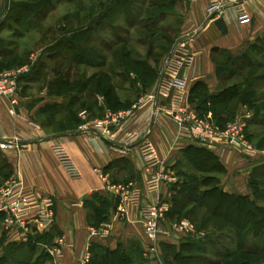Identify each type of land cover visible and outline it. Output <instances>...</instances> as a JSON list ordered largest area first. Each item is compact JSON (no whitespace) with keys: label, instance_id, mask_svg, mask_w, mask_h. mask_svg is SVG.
Segmentation results:
<instances>
[{"label":"rangeland","instance_id":"1","mask_svg":"<svg viewBox=\"0 0 264 264\" xmlns=\"http://www.w3.org/2000/svg\"><path fill=\"white\" fill-rule=\"evenodd\" d=\"M190 2L0 0V71L21 72L15 97L24 115L45 132L82 130L93 118L103 119L109 110L118 111L120 96L125 100L124 106L131 107L157 83L166 55L183 37L182 26ZM25 3L29 5L25 9L18 5ZM205 51L216 66V75H206L200 83L191 85L189 103L197 107L205 98L211 101L213 94H223L227 102L213 105L207 101L204 114L211 115L216 123L215 118L220 119L224 125L250 113L247 134L263 152L252 161L257 164L253 168L259 171L255 178L254 171L249 176L242 173L247 167L228 174L214 155L183 150L177 153L172 171L166 172L167 193L171 199L173 195L181 199L184 191L178 195L175 190L187 188L184 194H190L189 188L195 186L202 191L222 187L224 179L226 185L234 184L230 193L250 194L255 204L264 209V33L236 47L216 43ZM99 82L106 86L99 88ZM109 87L112 91L107 95ZM224 90L227 92L222 93ZM240 159L245 165L251 160ZM0 168L3 183L12 176L8 157L1 151ZM196 179H208L207 185L197 184ZM238 180L248 186V191L244 184H236ZM252 180L258 183L256 190L251 187ZM198 196L199 192H195L193 198ZM181 215L193 220L190 221L197 230L205 229L206 257L219 261L221 254L237 248L234 230L210 217L205 206L189 203ZM14 231L20 234L17 239ZM45 233L37 226L8 227L0 218V258L5 256L25 264H55L50 252L55 247H51ZM261 234L258 238L253 230L245 229L247 249L223 258V264H264V228ZM169 244L166 248L162 245L159 254H167L172 260L175 249Z\"/></svg>","mask_w":264,"mask_h":264},{"label":"crops","instance_id":"2","mask_svg":"<svg viewBox=\"0 0 264 264\" xmlns=\"http://www.w3.org/2000/svg\"><path fill=\"white\" fill-rule=\"evenodd\" d=\"M190 3L186 20H195L191 28L194 33V45L202 53L194 67L184 72L188 79V92L193 83L205 78L193 79L195 75H216V66L205 50L216 43L223 47H236L249 39L256 40L264 33V0H248L251 22L238 26L228 19L226 35H223L215 24L205 26L208 18L206 1ZM119 101L120 109L109 110L110 112L129 111L138 103L131 107L124 106L125 100L121 96ZM8 108L7 102L0 104V140H17L20 145L7 154L11 176L16 177L20 173L26 192H35L39 196L51 197L54 200L56 224L46 229L45 233L49 235L51 247L60 246L62 239L75 243L73 248L63 246V256L55 258V264H83L81 259L88 249L90 261L87 264H109L108 257L120 247L127 250L132 264H176L174 257L171 260L167 254H154L150 251L154 244L144 233L139 209L127 203V189L131 186H143L149 177L160 170V167L145 169L136 143L124 144L77 128L61 134H49L39 124L27 118L23 108L18 106L17 116L10 115ZM36 127H39L41 132ZM55 137H61L66 144L81 170V178H70L52 155L50 146ZM145 137L156 145L162 160L161 168L165 172L172 171L178 152L186 151L191 146L201 147L181 137L174 120L162 112L155 114L150 120ZM211 152L227 169L228 174L247 167L248 170L242 173L249 176L257 165L252 161L258 157L252 158L250 163L245 165L234 152ZM232 184L226 185L224 179L221 183L227 192L234 191ZM236 184L242 187L244 182L236 181ZM244 186L248 191V186ZM161 197L173 204L166 184ZM156 199L155 196H145L146 203ZM102 224L110 225V236L106 239L91 238L90 229ZM19 236L20 234L14 231V239ZM164 244L165 248L169 247L167 244H172L175 252L180 251L178 244L165 241L159 244L160 249Z\"/></svg>","mask_w":264,"mask_h":264},{"label":"built area","instance_id":"3","mask_svg":"<svg viewBox=\"0 0 264 264\" xmlns=\"http://www.w3.org/2000/svg\"><path fill=\"white\" fill-rule=\"evenodd\" d=\"M206 1L208 18L205 26L214 24L219 18L232 20L236 25L251 22L248 0H188ZM195 20L188 18L182 26L183 37L166 55L162 74L157 83L138 101L137 105L124 112H107L103 119L93 118L82 130L95 132L100 137L110 138L124 144L136 143L146 170L160 167L143 186H131L126 191L127 203L139 209L145 235L153 242L150 251L158 254L162 242L179 244L189 237L204 238L206 233L196 229L187 218L172 220L168 214L172 208L169 200L161 197L167 175L161 168L162 160L153 141L145 134L150 120L160 112L168 114L176 123L179 135L188 141L210 151H231L248 159L261 157L263 152L249 139L247 134L250 113L221 126L211 115L202 114L189 103L186 70L194 67L202 53L195 48L194 33L191 30ZM227 24V23H226ZM204 26V27H205ZM21 72L0 71V104L7 102L10 115H18V99L15 97L16 82ZM195 75L193 79L203 78ZM86 112H84L85 115ZM40 131L39 127H36ZM41 132V131H40ZM19 142L2 141L0 147L7 155L17 149ZM50 151L59 165L72 179H79L82 173L61 137L52 140ZM155 196V201L145 202V196ZM54 200L34 192H26L20 173L0 183V216L8 227L37 226L49 229L56 224ZM111 234L108 224L90 229L91 238L106 239ZM58 247L50 250L55 258L63 256V246L74 247V242L62 239ZM90 261L89 249L81 262Z\"/></svg>","mask_w":264,"mask_h":264},{"label":"trees","instance_id":"4","mask_svg":"<svg viewBox=\"0 0 264 264\" xmlns=\"http://www.w3.org/2000/svg\"><path fill=\"white\" fill-rule=\"evenodd\" d=\"M19 3V2H18ZM23 3V2H20ZM17 5V4H16ZM20 6L29 7L28 4H18ZM17 5V6H18ZM19 7V6H18ZM221 69H218V72H220ZM200 83V82H199ZM100 84V85H99ZM98 87L103 88L106 86V84H102V82H99ZM107 95L111 93L112 88H107ZM227 92V90H224L222 93ZM223 94H213V96L210 97L211 101L207 98L203 101V103L200 106H197L196 108L202 113H206L207 110L205 105L207 104V101H210L213 105H218L219 103L227 102L223 97ZM118 98H116L117 101ZM120 105V101L118 99L117 102ZM217 121V124L223 126L225 122H222L220 119L215 118ZM251 139V137L249 136ZM2 152V150L0 149ZM186 152H207L211 155H214L213 152L210 150L203 148V147H194L191 146L186 149ZM4 155L5 153L2 152ZM196 156V154H195ZM215 156V155H214ZM216 157V156H215ZM221 169H224V167L219 162ZM9 165V163H8ZM201 166V165H200ZM204 167H201L200 170L204 171ZM1 169V168H0ZM205 171H211L210 169H206ZM259 170L257 168L254 169L253 177L255 178V174H257ZM11 173V170H10ZM208 179H196L195 182L202 185H207ZM258 183L255 182V180H252L251 187H254L256 190V186ZM189 193H185L187 191V188H181L179 191L175 190V192L179 195L183 191L182 198H178L176 195L172 196V208L168 214L169 218L172 220H181L183 218H189L187 216H182L181 213L185 210L187 205L189 203H197L199 206H205L209 212V216L220 220L224 222L226 225L231 227L234 232L237 234V248H235L234 251H229L224 254H221V258L218 260H213L211 258L206 257L205 255H208L207 245L204 242V238L195 239V237H189L182 242H180V251L174 252V260L176 261V264H223V258L227 259L233 256L236 253H239L241 251H244L247 249L246 242L243 239V231L245 229L253 230L254 235L256 237H261L262 229L264 228V216L263 211L264 209L262 206H257L255 204L254 199L251 197V195H243V194H236V193H230L224 190L222 187H215V188H206L203 191L199 190L198 187H193L192 189L189 188ZM254 190V191H255ZM201 191V192H200ZM195 192H199L198 198H193V195ZM192 195V196H191ZM0 218H3V216H0ZM191 220V219H190ZM193 221V220H191ZM208 221V219H206ZM249 227V228H247ZM200 230H203L199 227ZM205 230V229H204ZM203 230V231H204ZM261 230V231H260ZM33 249V248H31ZM255 251V250H254ZM264 252V249L261 250ZM249 253H252L251 251H248ZM259 252H253V254H258ZM10 255H14L13 253ZM109 264H132V258L130 257L127 250L123 247H120L116 252L112 253L111 256L108 257ZM1 264H25L23 261L17 262L15 260L5 259V256L0 258Z\"/></svg>","mask_w":264,"mask_h":264},{"label":"water","instance_id":"5","mask_svg":"<svg viewBox=\"0 0 264 264\" xmlns=\"http://www.w3.org/2000/svg\"><path fill=\"white\" fill-rule=\"evenodd\" d=\"M214 24L223 35L228 33V26L223 18L217 19Z\"/></svg>","mask_w":264,"mask_h":264}]
</instances>
